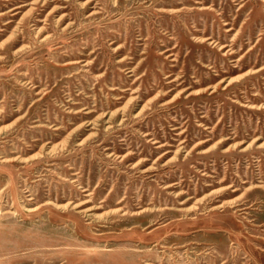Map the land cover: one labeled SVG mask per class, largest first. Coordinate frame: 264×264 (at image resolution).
Instances as JSON below:
<instances>
[{"label":"rangeland","instance_id":"obj_1","mask_svg":"<svg viewBox=\"0 0 264 264\" xmlns=\"http://www.w3.org/2000/svg\"><path fill=\"white\" fill-rule=\"evenodd\" d=\"M0 264H264V0H0Z\"/></svg>","mask_w":264,"mask_h":264}]
</instances>
